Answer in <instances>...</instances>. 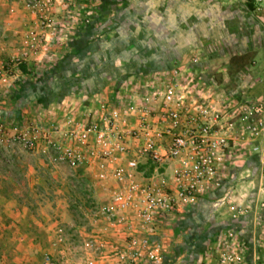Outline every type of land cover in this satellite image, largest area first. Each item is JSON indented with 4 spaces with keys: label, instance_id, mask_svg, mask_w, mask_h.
Returning <instances> with one entry per match:
<instances>
[{
    "label": "built area",
    "instance_id": "1",
    "mask_svg": "<svg viewBox=\"0 0 264 264\" xmlns=\"http://www.w3.org/2000/svg\"><path fill=\"white\" fill-rule=\"evenodd\" d=\"M55 5L56 0L27 1L45 34L33 31L21 54L1 67L0 97L14 87L22 65L50 55L46 30L57 32ZM260 110L249 109L248 102L199 71L175 66L139 78L125 93L101 101L97 110L67 114L51 128L15 123V145L34 152L46 143L49 161L73 172L95 166L108 197L105 203L90 197L84 230L57 224L52 252H45L39 264H264V222L255 249L228 229L193 257L173 252L164 230L202 197L224 188L230 159L264 128L263 122L255 123ZM4 142L1 137L0 150ZM217 203L228 206L233 220L249 213L228 191Z\"/></svg>",
    "mask_w": 264,
    "mask_h": 264
},
{
    "label": "rangeland",
    "instance_id": "2",
    "mask_svg": "<svg viewBox=\"0 0 264 264\" xmlns=\"http://www.w3.org/2000/svg\"><path fill=\"white\" fill-rule=\"evenodd\" d=\"M58 1L66 9L61 10L58 5L52 14L57 25L56 30L61 32L58 37L68 45L76 43L81 51L86 49L88 54L99 60V65L104 51L107 47L110 48V62L115 69L125 72V78L120 84L113 77L109 78L108 83L112 86L110 93L113 95L111 98L118 93H125L137 79L146 76L140 71L141 66H150L153 61L162 67L168 66L152 71L153 74L167 71L171 69L169 65L175 64L191 67L199 71L205 80L223 85L227 91L236 93L241 100L248 102L249 109L260 108L261 112L255 123H264V0ZM56 3L58 4L57 0ZM37 17L39 20L38 15ZM46 32L52 34V30ZM66 53L69 55L74 52L70 49ZM194 59L198 60L199 69L192 64ZM202 73L207 76L204 77ZM98 82H101L99 77ZM37 83L34 81V85ZM30 90H34V87ZM24 92L11 96L14 101L10 107L9 103L0 107V138L5 139L4 147L0 150L1 177L4 176L2 169H6L12 181L23 184L27 182L28 169H41L39 175L47 187L52 188L56 184L60 185L56 175L62 173L67 189L66 196L77 201L72 210L75 211L76 224L79 227L73 226L70 230L85 228L88 226V219L83 203L94 195L89 187L86 188L92 178L80 177L81 169L86 167H80L73 172L66 165L49 162L48 156L43 152L46 143L39 148L40 154L14 144L17 134L13 127L17 122L25 126L41 122L47 128L57 124L53 111L48 114L45 102L38 104L41 95L36 98L41 108L34 105L30 115L26 116L23 111L27 106L25 101H20L28 93ZM9 97L4 94L0 102L8 101ZM26 97L28 99L31 96ZM97 98L102 99L99 95ZM60 113L62 118H65V113L71 114L67 109ZM21 156L33 157L38 165L35 166V163L28 160L29 165L25 166L18 162L19 157L20 161L23 160ZM226 169H257L256 181L264 185V157L261 155L252 160L249 143L230 159ZM1 180L5 181L3 178ZM88 193L90 195L86 197ZM241 193L247 194L248 191L242 190ZM261 195L264 200V192ZM98 199L96 195L95 201L100 202ZM45 252L52 250L48 242L42 239L40 246L30 249L25 257H11L14 262L0 258V264H39Z\"/></svg>",
    "mask_w": 264,
    "mask_h": 264
},
{
    "label": "crops",
    "instance_id": "3",
    "mask_svg": "<svg viewBox=\"0 0 264 264\" xmlns=\"http://www.w3.org/2000/svg\"><path fill=\"white\" fill-rule=\"evenodd\" d=\"M27 1L0 0V70L2 66L8 65L14 57L21 54L33 31L37 35L45 34L39 25L37 15L27 7ZM57 2L55 8L61 4L58 0ZM58 7L61 10H66L65 5ZM58 30H62V28H58ZM60 35L61 32L49 34L50 48L46 49L49 56H45L44 53L40 55L38 61L32 58L27 64L20 67L17 73L18 80L14 87L5 93V97L7 94L10 97L8 101H1L0 107H3L4 103L6 105L9 103L10 107L14 101L12 95L21 92L24 94V91H27L28 93L25 95L31 97L27 99L25 96V99L20 100L21 102L25 101L27 106V109L25 108L23 111L26 116L30 115L31 108L37 104L36 98L41 95L38 104L45 102L48 114L50 115L53 111L55 121L57 120L59 123L63 119L60 112L65 109L71 114L95 111L101 101L112 99L113 95L110 93L112 86L108 83L109 78L113 77L120 84V81L125 78V72L122 69H115L116 67L110 62V58H112L110 48L107 47L104 51L99 65L97 64L99 60L88 54L86 49L81 51L76 43L68 45L58 37ZM70 49L74 53L68 55L66 52ZM49 57L50 59H48ZM166 66L163 67L167 68L168 66ZM169 66L173 68L176 65ZM163 67L153 61L150 66H141L140 71L149 75L152 71ZM197 68L199 69V65ZM202 74L204 77L207 76V74L204 75L205 73ZM98 77L101 82H98ZM34 81L39 83L34 85ZM219 85L226 93L238 97L236 93L227 91L223 85ZM31 86L34 87V90H30L33 88ZM99 86L101 87L99 88ZM238 92L237 94H239ZM98 95L102 99L99 100ZM38 104L36 106L40 109L41 105ZM63 116H66V113ZM53 136L57 137L58 134L53 132ZM42 144L43 142L39 145L36 154L41 153L39 148ZM257 147L258 150H256ZM249 154L252 160L261 155L264 157V128L258 135L249 136ZM21 159L23 160L20 161L19 157L18 162L25 166L29 165L28 160L35 163V166L38 165L35 162L37 160L33 157L21 156ZM2 170L4 176L1 177L2 173L0 172V178L5 181L0 179V258L14 262L11 257L14 259L17 255L25 257L30 249L37 245L40 246L42 239H45L50 245L53 229L57 224H64L69 229L73 226L79 227L76 224L75 211L72 210L77 201L66 196L67 189L62 173L56 172L58 173L56 175L57 182L60 185L56 184L54 187L48 188L39 175L41 169H28L27 182L23 184L19 181H12L9 178V172L6 169ZM256 171L257 169H226L223 171L224 188L202 197L194 207L177 218L169 229H164L167 241L169 240V247L173 252L186 253L191 257L197 254L201 255L216 235L228 229L237 230L249 240L251 250L255 249L256 240L264 222L263 199L261 197L264 185L256 181ZM97 173L98 169L91 166L81 169L80 177L92 178L89 182L90 185H87L86 188H90L94 194L92 197L94 200L97 195L99 203H105L108 197L96 179ZM68 187L71 188L70 185ZM242 190H247L248 193L242 194ZM227 191L232 201L249 207L247 215L233 220L228 206L218 205V199L224 196ZM77 230H84V228Z\"/></svg>",
    "mask_w": 264,
    "mask_h": 264
},
{
    "label": "trees",
    "instance_id": "4",
    "mask_svg": "<svg viewBox=\"0 0 264 264\" xmlns=\"http://www.w3.org/2000/svg\"><path fill=\"white\" fill-rule=\"evenodd\" d=\"M90 194L88 193V194H86V197L87 196H89ZM89 200V201H88ZM88 200H84V203H83V206H84V208H86L88 205H89V202H90V198L88 199ZM85 204V205H84ZM83 206H81V208L83 207Z\"/></svg>",
    "mask_w": 264,
    "mask_h": 264
}]
</instances>
